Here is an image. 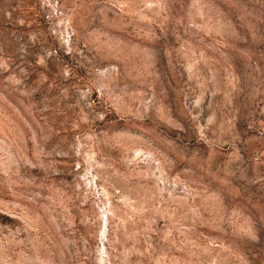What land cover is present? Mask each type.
I'll use <instances>...</instances> for the list:
<instances>
[{
    "label": "rangeland",
    "instance_id": "obj_1",
    "mask_svg": "<svg viewBox=\"0 0 264 264\" xmlns=\"http://www.w3.org/2000/svg\"><path fill=\"white\" fill-rule=\"evenodd\" d=\"M0 264H264V0H0Z\"/></svg>",
    "mask_w": 264,
    "mask_h": 264
}]
</instances>
